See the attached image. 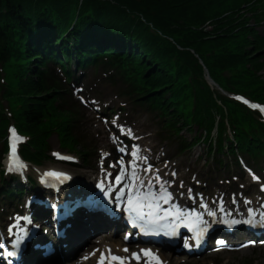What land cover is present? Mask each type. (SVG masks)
Here are the masks:
<instances>
[{
	"label": "snow or ice",
	"instance_id": "snow-or-ice-1",
	"mask_svg": "<svg viewBox=\"0 0 264 264\" xmlns=\"http://www.w3.org/2000/svg\"><path fill=\"white\" fill-rule=\"evenodd\" d=\"M77 99L81 104L85 103L82 97L77 96ZM237 99L241 98L237 97ZM244 103L248 102L244 101ZM252 107L255 108L256 105H252ZM259 110L264 112V108ZM101 120L106 123L105 118L101 117ZM111 127L115 128L116 131L113 132L110 129L107 138L115 146V152L118 155L113 160L108 161V167L116 169V171L104 172V169L101 168L104 178L95 185L107 201V205H104L101 210L109 216H117L119 220L124 219L119 213H126L127 222L130 227L137 230L136 233L128 232L125 235L124 239L126 242L131 239H139L140 236L145 238L165 237L179 240L182 229H191L195 235V246L199 247L202 240H206L208 233L211 231L210 222L204 218L201 212L181 211V205L176 203L177 197L171 191V188L175 187V182L171 180L166 181L163 178L161 170L153 165L150 157L142 154L143 149L138 143H128L129 140L138 141L141 139L135 135L134 129L131 127L126 128L125 125L119 123V117L113 119ZM16 131L15 128L10 129L9 147L12 164L7 169L8 174L18 171L14 167L17 155ZM54 155L58 154L54 153ZM125 157H129L127 162L125 161ZM143 172L148 173V177L151 178L150 181L141 175ZM249 172L253 181L260 183L264 180V178L252 172L251 169H249ZM46 175L59 178L63 174L49 172ZM169 175L176 176L177 179L179 178V174L176 172H169ZM185 187V184L180 185V188ZM260 190L264 191V183H261ZM188 191L191 193L190 198L196 200L195 190L189 189ZM199 199L200 207L207 212V215L216 218L218 216L217 211L212 210L207 203L203 202L202 195ZM245 202L247 204L252 203L250 200ZM214 203L216 202L214 201ZM233 203H236L235 197H233ZM108 205H111V207H108ZM260 207L264 208V204H261ZM252 211V209H249L250 218L243 220L233 219L229 226L236 227L240 224H245L257 229H264V212H261L256 217L252 216ZM220 212L224 216L230 215L224 208L223 203H220ZM19 219L15 218V220ZM24 219L29 225L32 224L31 219L27 217ZM15 220L9 225L8 229L9 234L12 236V240L9 243L13 250L8 252L7 255L9 259L19 264V258L22 255L26 242L34 237L36 233L33 230L24 228L22 225L16 223ZM218 243L223 244L224 241H219ZM247 246L241 245V247ZM4 247L5 245L0 244V249ZM37 247L40 246L37 245ZM184 247L191 250L192 245L184 242ZM100 251V249H96L91 255L96 256ZM123 251L128 252L129 250L126 247ZM111 253L112 250L110 248L101 253L100 264H107V257ZM142 258H146L147 264H162L158 255L154 254L151 248H143L140 252H132L129 260L112 254L111 262L112 264H129L130 259H135L137 264H140Z\"/></svg>",
	"mask_w": 264,
	"mask_h": 264
},
{
	"label": "trees",
	"instance_id": "trees-1",
	"mask_svg": "<svg viewBox=\"0 0 264 264\" xmlns=\"http://www.w3.org/2000/svg\"><path fill=\"white\" fill-rule=\"evenodd\" d=\"M11 4L12 2H18V0H8ZM48 1L49 0H45ZM123 3L132 10H136L138 6H141L139 3H135V0H122ZM144 2V6L147 8L148 12L156 11L158 14L163 16L167 27V33L169 36L174 38L180 45L184 47H194L201 53H208L211 49H217L220 44H228V38L218 39L215 41H207L203 39V33L190 31L191 26L201 25L205 21H209L212 18H217L219 15L226 10V6H229L228 0H141ZM3 3H8L7 0H2ZM1 4V1H0ZM197 7H204V9H198ZM7 11H10L9 7L0 5V15H3ZM221 11L220 14L217 12ZM148 16V13H145ZM127 14H124L126 16ZM117 16V13L114 15ZM1 19H4L3 17ZM160 22V20H159ZM161 29H164V26L160 23L157 24ZM140 29L144 27L140 26ZM109 30H113L118 36L128 37V29L122 24H116L111 22L108 25ZM165 30V29H164ZM139 32V38L144 39L145 36ZM134 39L141 45L136 36H133ZM227 49H224L222 53H225ZM220 54L219 61L222 66L225 68H233L234 65L230 64L228 58L230 56L239 57L237 64L243 62L244 53L240 50L238 53H232L226 56ZM135 56V55H134ZM216 61V60H215Z\"/></svg>",
	"mask_w": 264,
	"mask_h": 264
},
{
	"label": "rangeland",
	"instance_id": "rangeland-1",
	"mask_svg": "<svg viewBox=\"0 0 264 264\" xmlns=\"http://www.w3.org/2000/svg\"><path fill=\"white\" fill-rule=\"evenodd\" d=\"M261 76L264 78V66L262 71L260 72ZM100 85H97L96 87L88 90V94L90 97L97 98L98 100H101V102L105 101L108 102L110 100V105L107 107L110 110L116 109V113H114L112 116V120L115 117H119L120 121H124V123H130L132 122L134 126V131L140 133L141 137L143 138V144L144 145H149L151 147H158L159 151L162 149L165 152L170 153V159L176 164H182L183 170H181L182 175H186L187 170L189 168H193L195 171H199V174H201V181L206 182L208 178L213 177L215 178L216 176L218 179H221L224 185L227 183L225 182L226 179H231L232 176H235L238 174L236 170L233 172L229 173L228 171H224L219 169L216 165H211L206 164L207 157L204 155V148H198L196 149L195 152L189 153L185 156L179 155L180 153L178 151H175L174 146L167 145L164 142L160 141L156 134V129L155 127L153 128L152 126V119L145 113H142V111H139L137 114L133 113L134 109L132 105H130L129 101L117 97V88L107 87L102 83V80L96 78ZM109 103V102H108ZM107 103V104H108ZM90 105H94L92 102ZM93 107V106H92ZM84 109V108H82ZM87 111H93L92 109L90 110L87 109ZM103 126L105 124L103 123ZM54 141V139L52 138ZM201 155H203L201 157ZM199 156V157H197ZM195 157L200 161H195ZM0 158L2 156L0 155ZM241 174V173H240ZM196 175V172H195ZM217 180H213L211 184H207V190L212 188L211 191H214L215 188H223L224 186H219V187H213L216 186ZM246 182V181H245ZM205 184V183H204ZM224 262H228L227 264H243L246 261H248L250 264H264V252L257 253L256 251H243L240 254H235V255H225L222 257ZM175 260H172L174 263ZM207 262L206 260H203ZM199 263V262H198ZM201 264H206V263H201Z\"/></svg>",
	"mask_w": 264,
	"mask_h": 264
},
{
	"label": "bare ground",
	"instance_id": "bare-ground-1",
	"mask_svg": "<svg viewBox=\"0 0 264 264\" xmlns=\"http://www.w3.org/2000/svg\"><path fill=\"white\" fill-rule=\"evenodd\" d=\"M259 210H260V211H264V208H261V207H260ZM90 230H92V228H90ZM94 232H96V231H92V232H91V231H87V230L85 231V233L88 235V238L90 237V234H91V233H94ZM104 234H105V233H102L100 236H99V235H98V236L101 237V236L103 235L101 238H105L106 236H104ZM87 235H86V236H87ZM101 238H100V239H101ZM112 247H113V249H114V250H112V251H116V250H118V246H114V245H113ZM113 253H114V252H112L111 254H109V257H110V258H111V255H112ZM158 257H159V259H160L161 261H165L162 255H159ZM110 258H109L108 260H110ZM133 262H134V261H133ZM130 263H131V262L129 261V264H130Z\"/></svg>",
	"mask_w": 264,
	"mask_h": 264
}]
</instances>
